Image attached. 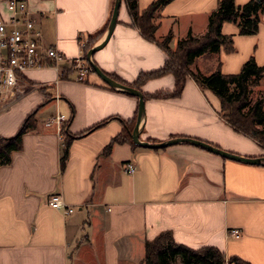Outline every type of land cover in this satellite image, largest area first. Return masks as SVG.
<instances>
[{
	"label": "crops",
	"instance_id": "0c3cea01",
	"mask_svg": "<svg viewBox=\"0 0 264 264\" xmlns=\"http://www.w3.org/2000/svg\"><path fill=\"white\" fill-rule=\"evenodd\" d=\"M25 1L42 47H54L67 58L80 56L79 40L105 27L112 4ZM153 1L137 0L138 9ZM219 1L172 0L160 7L154 18L156 39L170 35L173 50L188 34L203 35ZM0 12L7 14L3 0ZM221 32L232 37L234 50L221 47L216 54L196 58L193 71L207 75L220 61L223 74H236L251 56L264 66V4L255 34H239L233 22H223ZM105 33L92 46L100 44ZM167 58L157 42L131 25L121 2L116 25L92 62L111 78L133 85L139 74L158 70ZM24 82L22 97L0 101V137L14 135L30 112L36 120L22 135L21 148L0 166V264H144L145 241L164 231L190 248L214 246L226 260L238 257L248 264H264V165L225 159L186 143L158 149L135 145L130 132L137 97L109 87L93 70L79 82L66 64L60 73L51 67L31 69ZM136 88L144 100L140 140L188 137L241 156H264L255 140L234 131L220 116L218 98L190 76L177 97H148L172 91L171 74L149 78ZM56 112L70 119L67 129L72 136L101 124L71 140L63 169V140L53 127L44 126ZM118 136L121 140L106 152ZM128 165L134 168L131 174L125 170ZM54 193L74 208L71 214L46 204ZM230 228H238L241 236H228Z\"/></svg>",
	"mask_w": 264,
	"mask_h": 264
},
{
	"label": "trees",
	"instance_id": "16d2710c",
	"mask_svg": "<svg viewBox=\"0 0 264 264\" xmlns=\"http://www.w3.org/2000/svg\"><path fill=\"white\" fill-rule=\"evenodd\" d=\"M170 1L172 0H154L140 11L137 0H121L128 12L131 25L137 28L145 39L157 42L168 56L161 68L152 72L141 73L133 85H125L136 88L149 78L171 74L174 78L173 90L155 92L148 97L172 98L180 95L186 78L190 76L201 89L210 90L218 98L220 116L234 131L252 138L264 149V98L253 103L249 100L250 87L264 76V66H258L251 56L236 74H223L220 70V61H217L215 70L207 75L191 69V65L200 56L216 54L221 47L228 52L234 50L232 37L221 32L223 22L235 23L241 35L255 34L258 30L264 1L249 0L242 5H236L234 0H220L216 9L208 17L206 32L199 37L188 34L186 38L177 42L173 50L168 46L170 35L165 36L162 40L156 39L157 24L154 23L157 10ZM113 2L114 0H112L110 15L105 27L97 34L88 36L87 44L84 47L85 57L93 43L107 29ZM113 79L123 84V81L118 78ZM46 99H49V96ZM69 120L64 123L62 130L61 169L64 168L71 140L81 137L101 125H95L85 132L72 136L67 129ZM35 122V112H30L14 135L0 137V166L8 164L11 152L21 148L22 135L34 128ZM119 140H121V136L113 138L106 146V152L110 150L115 141ZM177 260L180 264H248L238 257H230L226 260L224 253L214 246L207 245L194 249L177 243L169 231L161 232L155 238L145 241L144 264H175Z\"/></svg>",
	"mask_w": 264,
	"mask_h": 264
},
{
	"label": "built area",
	"instance_id": "2783aa9c",
	"mask_svg": "<svg viewBox=\"0 0 264 264\" xmlns=\"http://www.w3.org/2000/svg\"><path fill=\"white\" fill-rule=\"evenodd\" d=\"M3 4L7 14L0 12V101L12 102L26 93L24 75L31 69L51 67L60 73L62 65L66 64L75 73L76 81H86L87 74L92 71L90 62L84 56L87 39L79 40L80 56L67 58L54 47H42L40 31L32 17L33 11L25 0H3ZM66 121L68 118L64 114L56 112L44 120V126L53 127L63 140L62 130ZM125 170L128 174L134 172L131 165ZM46 204L64 215L74 211L59 193L48 196ZM227 234L239 238L241 231L230 228Z\"/></svg>",
	"mask_w": 264,
	"mask_h": 264
},
{
	"label": "water",
	"instance_id": "95a60500",
	"mask_svg": "<svg viewBox=\"0 0 264 264\" xmlns=\"http://www.w3.org/2000/svg\"><path fill=\"white\" fill-rule=\"evenodd\" d=\"M260 1V0H257ZM121 5V0H114L113 2V9H112V14H111V18L108 24V27L106 29V33H105V38L103 39V41L95 46H92L87 54H86V58L88 59V61L90 62V65L92 67V70L101 78V80H103L109 87L114 88V89H118L121 90L124 93L133 95L135 97H137L138 99V107H137V118H136V122L134 125L133 130L130 132V137L133 141V143L135 145L141 146V147H146V148H152V149H158V148H165L168 147L170 145H174V144H178V143H186V144H192L195 146H198L202 149H205L209 152H212L216 155L221 156L222 158L225 159H229V160H233V161H238V162H242V163H246V164H252V165H264V156L263 157H247V156H241L235 153H231L225 150H222L218 147H215L207 142H203L197 139H193V138H188V137H176V138H170L168 140L165 141H161V142H155V143H151L148 141H142L139 139V124L144 116V100H143V95L142 93L137 90L136 88H133L131 86L122 84L116 80H114L113 78H111L110 76H108L107 74H105L104 72H102V70H100L93 62H92V55L94 54L95 51L99 50L100 48H102L105 43L107 42L108 38L110 37L114 26L116 25L117 22V16H118V10L120 8Z\"/></svg>",
	"mask_w": 264,
	"mask_h": 264
},
{
	"label": "rangeland",
	"instance_id": "374dc122",
	"mask_svg": "<svg viewBox=\"0 0 264 264\" xmlns=\"http://www.w3.org/2000/svg\"><path fill=\"white\" fill-rule=\"evenodd\" d=\"M87 44V43H86ZM264 98V79L261 78L257 83H253L250 87L249 100L251 103L258 99ZM264 109V105H263Z\"/></svg>",
	"mask_w": 264,
	"mask_h": 264
}]
</instances>
